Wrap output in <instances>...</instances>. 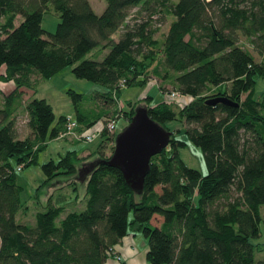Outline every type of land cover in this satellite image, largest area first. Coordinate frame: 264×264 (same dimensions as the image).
Wrapping results in <instances>:
<instances>
[{
	"label": "trees",
	"instance_id": "16d2710c",
	"mask_svg": "<svg viewBox=\"0 0 264 264\" xmlns=\"http://www.w3.org/2000/svg\"><path fill=\"white\" fill-rule=\"evenodd\" d=\"M48 2L58 14L52 30L41 24ZM131 5H137L133 19ZM166 14V28L156 34V20ZM92 49L94 56L86 55ZM66 64L104 86L94 104L68 88L77 127L115 112L128 120L142 104L170 130L169 139L150 155L140 191L104 160L115 130L104 127L86 153L68 147L48 157L40 162L37 187L67 175L73 201L81 204L61 214L64 204L49 194L33 222L18 220L28 205L16 169L37 161L47 139L64 130L67 115L55 117L42 95L24 99L21 86L35 90ZM1 65L0 78L14 83L0 89V264H105L129 223L146 236L148 264H250L255 249H264V239H252L264 220V89L256 88L264 76V0H105L100 11L89 0H0ZM151 75L163 91L168 81L185 99L137 97L112 113L98 106L117 100L121 82L143 84ZM221 94L229 101L211 100ZM92 105L98 107L89 117ZM20 109L29 128L24 135L15 123ZM168 119L180 124L171 127ZM187 138L200 146L205 172L180 155ZM153 213L161 215L159 223L150 221Z\"/></svg>",
	"mask_w": 264,
	"mask_h": 264
},
{
	"label": "rangeland",
	"instance_id": "374dc122",
	"mask_svg": "<svg viewBox=\"0 0 264 264\" xmlns=\"http://www.w3.org/2000/svg\"><path fill=\"white\" fill-rule=\"evenodd\" d=\"M96 11H100L104 4L105 0H89ZM137 5H131L129 7V14L128 18L133 19L135 10ZM20 16L15 18V21L18 20ZM170 16L168 14L161 20H156V24L158 25V29L156 30V34L161 33V31L165 30L167 22ZM58 19V14L54 9L51 2H48V6L42 13L41 24L46 29H53L55 26V22ZM102 51L97 55V57H101L103 54ZM94 50H90L86 53V55L94 56ZM3 66H0L2 69ZM158 78L153 77V75L149 76L148 81L143 84H126L121 83L120 88L117 95V102L122 103L126 106L128 103V99L137 100V97H140L138 102H142V100H147L149 102H153L157 99L164 97L168 93V90L171 89L172 84L170 82H166L163 84L164 87H168V90L164 91L158 86L157 84ZM14 81L12 78L9 79H1L0 78V89L3 91H7L13 85ZM72 87L76 90L83 92L82 101L84 102H91L94 104L95 95L98 90L103 89V84L99 81L92 80L86 78L84 76H78L71 70V64H66L65 66L61 67L60 69L56 70L54 73L50 74L47 77L41 78L37 83L35 90L30 88H25V92H23V98L30 95H42L44 96L52 105V109L54 111L55 117L59 113H65L68 115L73 116L74 114V107L71 101V96L68 92V88ZM170 87V88H169ZM257 91L260 92L264 89V76H260L256 82ZM145 92H148L150 96H145ZM169 97V96H168ZM182 99H185V96L178 95ZM177 97V98H178ZM98 96L96 97V99ZM116 101V100H115ZM99 104V103H97ZM129 105V104H128ZM99 106V105H98ZM95 105H92L91 111L89 112L88 116H92L93 109L96 110ZM96 121H102V117H98L95 119ZM122 115H116L114 120V129L117 131L120 129L125 123ZM16 127L17 132L19 135H23L28 131V126L26 124V113L24 110H18L16 113ZM167 123L171 127H175L179 125V121L176 119H168ZM82 126L79 125L76 127L77 131L83 129ZM78 135V133H76ZM59 137H51L48 138L46 144L43 148L39 149L37 152V161L31 162L28 164L23 165L21 168L16 169V178L17 181L22 184V188L20 190L21 199H24L27 203V208H21L20 211L17 212L16 218L18 220H24L27 222H33L35 216V210L45 208L46 204V194L47 192L52 191V195L63 193L64 199L67 198L68 202H71V206H78L80 202L78 200H74L75 188L72 187L73 182L67 181L65 185L59 186V182L63 181L64 178L69 177L64 174H60L57 178H52L54 182L49 184H41L37 187V184L41 181L44 176V172L40 166V162L47 159L50 156L56 157L59 152H63L68 147H75L79 151L84 150L87 147L93 148L97 145L100 135L94 134L91 139H85L83 137L74 136L72 133L69 132H62L59 134ZM178 136H182L186 138V133L183 130L177 132ZM111 140H108L103 145V151L105 153H109L111 149ZM89 148V149H90ZM179 153L186 161V163L190 165H194L198 167L202 172L206 170V164L203 159L202 150L199 145L192 142L190 139L187 138V142L180 146ZM96 152H93L90 157L83 158L84 161L81 162V165L87 164L89 159L95 156ZM84 157V156H83ZM82 159V160H83ZM67 179V178H66ZM51 180V181H52ZM76 180L79 181V178L76 177ZM58 184V185H57ZM80 183L78 187H80ZM156 188H159V185H155ZM79 193H81V189ZM67 202V203H68ZM264 210V207H263ZM129 216H131V212H129ZM128 229L131 230L135 237L136 245L142 248L143 244L146 243V236L143 234L141 228L137 226L136 223H129ZM253 240H263L264 239V220L261 221V233L258 236L252 238ZM260 257H264V249H255V259L250 264H257V261Z\"/></svg>",
	"mask_w": 264,
	"mask_h": 264
},
{
	"label": "water",
	"instance_id": "95a60500",
	"mask_svg": "<svg viewBox=\"0 0 264 264\" xmlns=\"http://www.w3.org/2000/svg\"><path fill=\"white\" fill-rule=\"evenodd\" d=\"M228 100L224 94L211 100ZM170 130L151 117L146 107L137 104L127 122L114 134L112 150L104 160L117 166L125 180L136 190L142 189L150 155L166 145Z\"/></svg>",
	"mask_w": 264,
	"mask_h": 264
},
{
	"label": "crops",
	"instance_id": "0c3cea01",
	"mask_svg": "<svg viewBox=\"0 0 264 264\" xmlns=\"http://www.w3.org/2000/svg\"><path fill=\"white\" fill-rule=\"evenodd\" d=\"M114 36H117V30H116V32H114ZM21 88H23V90L25 92V88H29V87L21 86ZM30 89L32 90L31 92L34 91L32 88H30ZM118 103L119 102H117V100L114 102H112V101L104 102L103 101V103L99 104V107L102 108L103 112L105 111V113H112V111H114V108L116 107V105ZM118 115H122L124 121L127 120V117L125 114L119 113ZM101 123H102V121L94 120L93 122H91L88 125V127L95 128L97 126H100ZM59 136L60 135L58 134L55 137H59ZM89 148L90 147H87L84 150H81V152L86 153L87 151H89ZM67 181H68L67 179H63V181L59 182L58 184H60L59 186H63V185H65V183ZM81 181H80V185L82 186L83 185V178L81 179ZM49 194L52 195V191L47 192V194L45 195L46 198ZM63 197H64L63 193H62V195H61V193H59V194L52 196V200L54 202L64 204V210L62 211L61 214H63L65 212V210L73 207V206H71L72 204H70L72 201L68 202L67 198L64 199ZM80 204H81V202L78 204V206ZM160 219H161V215L159 213H153L151 218H150V221L153 223H159ZM135 243H136L135 237H134L133 233L131 232V230L128 229V232L124 233L118 241L113 243V245H112L113 251L111 254H109L106 257L105 264H148V261L146 260V257H145V250L147 248V241H146V243L143 244L142 248L138 247ZM117 253L120 254L119 258L116 257Z\"/></svg>",
	"mask_w": 264,
	"mask_h": 264
},
{
	"label": "built area",
	"instance_id": "2783aa9c",
	"mask_svg": "<svg viewBox=\"0 0 264 264\" xmlns=\"http://www.w3.org/2000/svg\"><path fill=\"white\" fill-rule=\"evenodd\" d=\"M121 83H123V82H121ZM168 94H169V96H171L173 98H177L179 94L182 95V93L178 89H176V88L169 89L168 90ZM117 106L119 108L120 103H118ZM116 114H117V112H115L113 114H109V115H104L102 117L103 119H102V123H101L100 126H97L95 128L85 127L82 130H80V131H77L76 130L77 121H76L75 117L67 114L66 115V120H65V128L60 133H62V132H69V133H72L74 136H77V137L80 136V137H83V138H85L87 140L88 139H91L94 136V134H99L100 131L104 127L106 129H108V130H114V120H115ZM76 133H78V135ZM16 167L17 168L20 167V164L16 165ZM116 257L119 258L120 257V254L117 253L116 254Z\"/></svg>",
	"mask_w": 264,
	"mask_h": 264
}]
</instances>
